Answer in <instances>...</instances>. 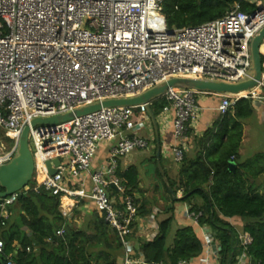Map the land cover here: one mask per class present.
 <instances>
[{
	"label": "built area",
	"instance_id": "2783aa9c",
	"mask_svg": "<svg viewBox=\"0 0 264 264\" xmlns=\"http://www.w3.org/2000/svg\"><path fill=\"white\" fill-rule=\"evenodd\" d=\"M162 1L0 0V165L15 155L28 126L33 188L43 187L60 200L66 197L71 206L91 201L123 245L121 264H142L128 238L142 225L135 197L117 202L109 187L119 190L117 160L150 146L148 138L136 134L151 127L145 104L101 107L54 125L31 126V121L104 99L135 96L174 77L226 83L249 78L250 42L264 28V2L254 1L256 8L249 13L235 3L222 17L169 30ZM193 91L167 87V102L158 114L165 122L170 117L174 142L167 149L177 164L187 150L189 125L198 117ZM240 99L264 108V69L254 87L222 96L218 113L224 115ZM100 144H108L107 163L92 168ZM55 158L59 163L51 162L55 173L50 175L46 162ZM16 199L17 193L0 197V233L7 206ZM199 215L188 210L195 222ZM63 232L62 226L56 235ZM201 234L204 255L178 264H221V247L212 231L203 226ZM238 241L241 251L234 264H250L246 251L252 238L240 233ZM2 247L0 238V252ZM3 264L16 263L7 259Z\"/></svg>",
	"mask_w": 264,
	"mask_h": 264
},
{
	"label": "trees",
	"instance_id": "16d2710c",
	"mask_svg": "<svg viewBox=\"0 0 264 264\" xmlns=\"http://www.w3.org/2000/svg\"><path fill=\"white\" fill-rule=\"evenodd\" d=\"M235 3L247 13L256 8L251 0H163L162 13L167 29L171 30L222 17ZM261 65L264 69V54H261ZM164 105L163 98L150 103L155 116ZM253 112L250 100H237L194 140V157L184 154L174 176L167 174L160 159L174 196L181 192V197L171 195L155 167L161 183L155 186L165 194L162 196L171 202L187 203L189 211L200 213L196 219L198 229L207 226L212 231L221 247V264H234L235 255L241 251L238 233L223 219L234 216L245 220L242 231L252 238L246 251L250 264H264V192H259L252 182L264 174V153H256L243 161L237 158L242 139L241 121ZM3 138L11 146L12 141ZM153 142L155 144V140ZM151 160L156 163L155 154ZM230 161L235 162L234 167L229 168ZM115 177L119 190L110 186L111 197L118 191L123 193L121 197L142 193L135 165L117 169ZM34 186L32 178L21 197L7 206L9 215L0 233L3 242L0 264L7 259L16 264H117V259L123 255V245L102 215L92 210L79 226L74 219L79 216L78 208L84 200L79 201L72 209V216L66 218L59 210L60 196L43 187L34 189ZM0 190H3L1 186ZM138 203L139 199L135 198L138 216L143 217L148 210L144 202ZM173 221L172 213L159 220L157 231L149 239L137 237L136 231L129 235L128 238L135 239V256L141 258L142 264H178L204 255L202 234L191 225L172 232ZM62 226L63 234L56 235V230Z\"/></svg>",
	"mask_w": 264,
	"mask_h": 264
},
{
	"label": "crops",
	"instance_id": "0c3cea01",
	"mask_svg": "<svg viewBox=\"0 0 264 264\" xmlns=\"http://www.w3.org/2000/svg\"><path fill=\"white\" fill-rule=\"evenodd\" d=\"M251 1L254 2L256 0H251ZM259 1L264 2V0H259ZM221 97L222 96H218V94H214V93H208V94L200 93L198 95V99H197V104L199 107L198 117L192 125H189L188 128L189 138H188L187 150L185 152L186 156L194 157L196 151L194 140L196 138H200L203 132L212 125L213 121L221 116L217 111V105ZM253 109H254L253 114L249 118L241 121L243 129H242V139L240 142V147L238 149V156H237L239 161H243L256 153H264V133H262V130L260 129L261 126H264V108L260 107L257 104H254ZM155 117L159 128V141L161 145L160 155L165 157L166 159L170 156L167 148L170 144L174 142L170 117H168L167 122L162 120L158 116V114ZM160 122H163V125ZM247 123L250 124L251 127L254 128L256 127L254 131L252 130L250 131L251 134L248 136L246 135V132L248 131V128L250 126L248 127ZM151 127H153L152 124ZM141 130L143 129L137 130L136 134L145 136V134H143ZM144 130L147 131V134L149 135V131H148L149 127L145 128ZM150 137L151 138L149 137L148 138L151 142L155 140L154 131L150 135ZM154 146L155 144L153 142V144L150 145L149 150L146 152L135 150L126 156L120 157L117 160L116 171L117 169L124 170L130 165H135L139 172L138 164H141L143 159L151 161V157L153 156V154H155ZM107 157H108V144H100L94 155L92 161V168H99L104 166L107 163ZM178 168L179 166L177 165L175 171H173V174L174 173L176 174ZM252 182L254 184V187L257 188L259 192H264V174L259 175L256 179H253ZM139 187L142 189L145 188L144 185L141 183V181L139 183ZM147 194L148 192H145V190L142 193L134 194V197L136 199H139L138 204L144 202V206L148 210V213L145 214L143 217L139 216V224L140 226L142 225V228L140 229L138 228L139 230L135 228L134 231H136L135 235L137 237H141L143 239H149V237H151V235H153L157 231V222L159 220L168 217L171 213L173 214V218H174L172 224V232L178 227L191 225L201 235V228L198 229V225L196 224V222L188 216L187 203L171 202L165 199V196H162L165 195L163 193L157 194L156 200L152 201L151 199H148ZM181 196H182L181 192H178L176 194L177 198ZM112 198L113 200L119 202V200H121L122 197L115 198L114 196H112ZM75 206H71L70 199L66 197H62V199L60 200L59 210L60 211L64 210L66 212L64 217L69 218L72 216V209ZM78 209L80 211V214L74 219V221H81V219L84 218L88 212L94 210L93 204L89 200L84 201V204ZM223 219L227 221L236 230L238 234L243 233L242 228L245 223L244 219L238 216L224 217ZM134 241L135 239L133 237L131 239L129 238L130 247L133 249V251L135 250ZM121 262H122V257L121 258L119 257L117 259V264H121Z\"/></svg>",
	"mask_w": 264,
	"mask_h": 264
},
{
	"label": "water",
	"instance_id": "95a60500",
	"mask_svg": "<svg viewBox=\"0 0 264 264\" xmlns=\"http://www.w3.org/2000/svg\"><path fill=\"white\" fill-rule=\"evenodd\" d=\"M203 1V0H200ZM241 1V0H236ZM264 41V28H261L259 32L253 37L250 42V54H251V66L249 69V78L237 83H226L215 80H202L192 78H169L166 81L159 83L158 85L147 89L135 96L123 97V98H111L104 99L92 104L84 105L74 109L71 112L61 115L49 117V118H36L31 121V126L37 124L54 125L62 122L69 121L74 117H78L96 110L101 107L111 106H131L138 104H145L147 114L150 118L155 135V157L157 168L168 186L171 195L174 196L171 187L168 184V180L165 176L164 170L160 165V150L161 145L159 141V128L156 117L151 109L150 103L152 100L163 95L167 87H177L182 89H192L196 91L211 92L214 94H238L242 91L248 90L254 87L261 78L262 65H261V52L260 47ZM28 130L29 127L25 126L16 149L15 155L8 161L0 165V186L3 190H0V197H5L12 193H17V199H19L23 193L25 187L31 181L34 173V160L31 150L28 146ZM59 163L58 159L47 161V170L50 175L55 173V168L52 166ZM235 162H229V168L234 167Z\"/></svg>",
	"mask_w": 264,
	"mask_h": 264
},
{
	"label": "rangeland",
	"instance_id": "374dc122",
	"mask_svg": "<svg viewBox=\"0 0 264 264\" xmlns=\"http://www.w3.org/2000/svg\"><path fill=\"white\" fill-rule=\"evenodd\" d=\"M262 46V45H261ZM262 49H264V46H262ZM200 93H202V94H208V93H211V92H203V91H196V90H194L193 91V94H194V96H195V98H196V100L198 99V95L200 94ZM218 96H230V94H218ZM158 98H163L164 99V97H163V95H161L160 97H158ZM158 98H156V99H158ZM153 101V100H152ZM151 101V102H152ZM166 100L164 99V104H166ZM248 124V123H247ZM250 126V127H249ZM255 126V125H254ZM248 131L246 132V135L248 136V135H250L251 134V130L252 131H254L255 130V128L254 127H251V125L250 124H248ZM145 128H143V130H141V132L143 133V134H145V136H147L146 138H151L150 137V135L153 133V127H150L149 128V135L147 134V131H145L144 130ZM260 129L262 130V133H264V126H261L260 127ZM162 135V134H161ZM148 138V139H149ZM151 144H153V141L150 143V145ZM28 146H29V149L31 150V151H33L34 150V147H33V143H32V140L30 139L29 141H28ZM150 147V146H149ZM149 147L147 148V149H144V150H139V151H141V152H146V151H148L149 150ZM164 152V151H163ZM161 164H162V166L164 167V169L166 170V172H167V174L171 177V176H174L175 175V173L173 174V171H175V169H176V167H177V165L179 166V164H177V163H175L173 160H172V157H171V155L168 157V158H166L165 159V157H163V156H161ZM139 165V179H141L140 181H141V183L144 185V189H142V192H144V190H145V192H148V194H147V197H148V199H151L152 201H155L156 200V198H157V194H160V193H163V192H161L160 190H158L157 189V187L155 186L156 184L157 185H161V183H160V179H159V177H158V175H157V173H156V168L155 167H157V164L156 163H154L152 160L151 161H149V160H145V159H143V161H142V163L141 164H138ZM148 185H150V186H148ZM113 191H111V190H109V194H111ZM123 195V193L121 192V191H118V192H116V193H114V197L116 198V197H121ZM83 219V218H82ZM82 219H81V221H75V223L77 224V225H81L82 224Z\"/></svg>",
	"mask_w": 264,
	"mask_h": 264
},
{
	"label": "bare ground",
	"instance_id": "6f19581e",
	"mask_svg": "<svg viewBox=\"0 0 264 264\" xmlns=\"http://www.w3.org/2000/svg\"><path fill=\"white\" fill-rule=\"evenodd\" d=\"M262 46H264V42H262ZM260 50H261V52H264V49H262V47H260ZM41 177H40V175H39V179H40Z\"/></svg>",
	"mask_w": 264,
	"mask_h": 264
}]
</instances>
